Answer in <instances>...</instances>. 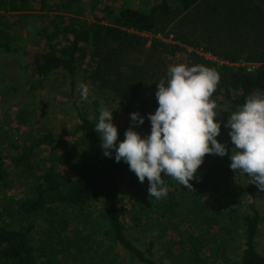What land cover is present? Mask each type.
Instances as JSON below:
<instances>
[{"label": "trees", "instance_id": "1", "mask_svg": "<svg viewBox=\"0 0 264 264\" xmlns=\"http://www.w3.org/2000/svg\"><path fill=\"white\" fill-rule=\"evenodd\" d=\"M178 1L185 12L182 21L189 23L188 30H191L190 26L198 28L204 22L205 31L209 32L204 37L193 35V39L189 38L191 34H181L176 40L195 48L190 54L192 65L202 64L219 74V84L211 97L216 105L227 104L236 109L244 104L249 95L264 94V2ZM154 2L149 11L129 6L121 7L118 11L107 8L102 17L95 13L94 20L85 15L87 10L93 14L95 6H92L93 10L87 9L72 0L58 2L56 7H52V0H0V12L7 8L15 12L37 8L44 12L39 15L40 20L44 18L45 22L39 26L38 34L46 50H35L29 61L35 74L44 78L56 70L64 69L74 83L80 61L85 60L90 53L94 66L90 72L92 80L101 89L122 97L126 102L132 105L138 103L142 116L146 118L158 107L155 98L157 82L166 76L162 69L163 53L183 50L178 43L170 45L158 37H152L149 48H145L149 39L143 33L159 34L163 31L162 25L172 14L169 0ZM201 3L204 12L200 15L204 19L200 21L192 16V11ZM50 10L62 13L51 14L48 12ZM219 34L232 43L216 41L215 36ZM244 39L252 40L250 50L249 46L235 44ZM0 45H10L9 35L1 30ZM168 45L171 49H167ZM162 46L165 48L161 49ZM88 49L91 50L88 52ZM204 53H211L223 62L210 59ZM134 56L137 58L133 59ZM243 61L256 65L250 70ZM125 68L128 70L125 71ZM97 122L98 119L81 115L69 148L60 147L64 145L63 142H58L51 131L45 132L36 144L27 145L24 150L21 148L19 164L24 163L34 172L37 184L33 195L20 199L16 209L21 221L36 212L49 211L59 216V223L64 229L72 224L80 232L79 227L82 226L86 234L92 236L102 233L107 239H68L80 253L85 252L86 255L79 257L71 249L63 253L62 250H55L51 257L47 255L44 262L41 260L43 254L37 251L28 232L20 227V220L14 225L0 223V264H66V261L77 259L80 264H122L113 260L116 253L111 251V246L122 249L126 259L124 264H166L156 257L155 240L149 242V247L142 249L130 236V229L137 224L132 223L136 217L129 221L123 217L120 200L127 177L134 173L123 161L117 163L114 153L111 158L103 155L100 137L94 130ZM149 126L150 122L145 119L141 127ZM211 158L212 164L209 163ZM214 163L215 167H212ZM225 165L223 159L206 154L201 165L202 169L205 168L204 182L200 187L197 185L196 190L172 183V177H163L168 184L166 197L149 198L148 187H142V191H145L143 200L148 204L143 215H147L149 220L155 214L171 218L185 204L201 216L199 219L205 214L203 226L196 225L189 235H177L180 239H171L172 249L179 256L171 264H218L219 259L224 258L225 250L220 251L215 239L209 235L215 225L217 229H224L221 226L222 218L218 217L220 214L229 220L241 214L238 206L241 200L238 192L234 191L224 204L226 207L230 205L232 209H220L217 198L213 195L207 198L204 188L208 189L211 181L222 180ZM62 166H67L69 172L60 169ZM74 172L76 176H72ZM8 176L5 158L0 153V186ZM132 182L136 184L134 178ZM250 191L253 193V189ZM250 208L252 214L242 215L240 221L244 227L245 240L242 257L239 262L232 264H264V253L257 243L264 215L254 202ZM0 218L3 219L2 213ZM231 230L229 228L226 231L230 234ZM60 256L65 257V263L61 262Z\"/></svg>", "mask_w": 264, "mask_h": 264}, {"label": "rangeland", "instance_id": "2", "mask_svg": "<svg viewBox=\"0 0 264 264\" xmlns=\"http://www.w3.org/2000/svg\"><path fill=\"white\" fill-rule=\"evenodd\" d=\"M68 0H52V7H56L58 2ZM87 9H92L95 6L93 14L87 10L86 18L94 20V14L102 17L106 13V9L118 11L121 7L129 6L143 11H149L154 6V0H72ZM262 4L264 0H256ZM171 5V15L166 23L161 27V39L167 44L181 45L183 50L175 53L170 51L163 53L162 63L163 72L167 74L168 67L173 64H185L191 66L190 54L194 51L191 45L180 43L176 40L178 35H193L204 37L209 32L205 31L204 22L196 28L189 29V23H185L182 19L185 17V12L182 11L178 0H169ZM195 8L192 16H196L198 20L204 18L200 15L204 12V7ZM93 10V9H92ZM105 11V12H104ZM49 13H62L55 10L48 11ZM44 12L41 10H20L18 12L11 11L8 8L0 12V30L7 33L10 37V45L5 47L0 45V153L5 158L6 167L9 171V176L0 186V223L13 225L20 220L16 204L20 199L31 197L34 193L37 179L34 177V172L29 170L24 163L19 164L18 158L21 156V148L32 146L38 142V139L47 131H51L57 141L64 144L60 147L69 148L74 140L73 131L80 122V116L85 115L90 118L98 119L101 108H107L113 111L114 124L118 126L119 137L117 143L124 139V132L131 126L130 113L140 112L138 103L132 105L126 102L122 97L114 95L112 92L101 89L98 84L92 80L91 54L85 60L80 61L78 65V74L72 82L71 76L64 69L56 70L46 77H41L35 74L31 68L30 60L32 53L46 50L43 39L39 37L38 29L44 24V18L40 20L39 15ZM51 13V14H52ZM200 15V16H198ZM198 29V30H197ZM163 32V33H162ZM157 37V36H153ZM222 34L216 35V41H225L232 43L228 38H223ZM146 49L149 48L151 37H148ZM238 46H249L251 49L252 40L244 39L236 42ZM165 47L162 46L161 49ZM171 46H167V49ZM91 49H88V52ZM201 54L203 53L200 50ZM206 57L222 63L217 56L211 53H204ZM246 54H244L245 56ZM134 56L133 59H136ZM249 69H253L256 65L252 62H242ZM94 67V66H93ZM128 69L125 68V71ZM85 83L89 86V98L87 101L80 99L79 85ZM151 90V89H150ZM219 114L216 119L222 122L227 121L229 112L235 110L230 105L223 104L217 106ZM153 113V112H152ZM142 136H147L150 133L151 126L142 128L141 126L135 129ZM229 129L222 126L221 135L218 139L225 143L229 150L233 147L229 136ZM44 153V152H43ZM42 154V153H41ZM231 152L229 151V155ZM213 158H221L225 161V172L222 173V180L211 181L208 189L204 188V194L207 196L213 195L217 198L220 209L226 207L228 199L234 191L238 192V198L241 200L239 206L240 215H232V219L223 218L220 214L218 217L222 220V227L228 230L232 228L230 234L224 229H217L216 225L211 231L212 239H215V245H219L220 251L225 250L224 258H220L218 264H232L239 262L244 249V227L240 225L242 215L252 214L250 208L251 203H255L261 214L264 215V191H261L255 184L250 183L246 175L242 172H235L230 169L229 156H218L209 154ZM210 159L209 163L213 162ZM212 167H215L212 165ZM60 169L69 172L67 166H62ZM203 169H205L203 167ZM200 166L196 174V178L190 181L192 188L196 190V186L203 184V176L205 171ZM72 174V172H70ZM72 176H76L74 172ZM136 180V184L132 179ZM167 181V180H166ZM172 183L181 185L175 179H171ZM168 187V184L166 182ZM148 187L147 179L141 183L135 174L127 177L124 183L123 195L120 200V206L123 211V217L129 221L136 217L137 223L135 227L130 229L129 233L135 243L142 249L149 247V242L155 240L154 251L158 259L164 260L166 264H171L174 259L179 256L175 255L176 251L172 249L171 239H180L177 235H189L192 233L193 227L197 225L203 226L205 214L201 217L194 209H189L187 204L182 205L171 218L155 214L151 220L147 215H143L145 208L148 207L147 201H144L142 187ZM172 189L174 186L171 187ZM250 189H253L251 193ZM136 197V198H135ZM166 197V196H165ZM239 204V203H238ZM159 208V207H156ZM232 209L229 205L225 210ZM142 218L138 219V216ZM59 216H54L49 211H40L32 214L30 217H25L20 220L21 228L28 232V236L36 247L37 251L43 254L42 261L46 262L47 255L50 257L55 250H62V253L67 249L78 253L79 257L85 256V252H79L78 248L71 244L68 239H83V237L92 239H107L104 234L96 233L95 235L86 234L87 232L80 226V232L74 229V225L64 227L59 223ZM5 220V221H4ZM153 220V222H151ZM17 225V224H16ZM15 225V226H16ZM131 225V223H130ZM193 225V226H192ZM220 226V227H221ZM89 231V230H88ZM95 232V230H92ZM86 238V239H87ZM107 243V242H106ZM257 243L261 251L264 253V223L260 225V231L257 236ZM110 244V243H109ZM109 244L107 246H109ZM122 250V249H121ZM118 246H111V251L116 253L113 260L124 264L126 262L125 255L121 252ZM120 251V252H119ZM74 253V256H75ZM61 257V262L65 263L64 256ZM59 257V258H60ZM108 260V259H107ZM110 261V260H109ZM43 262V263H44ZM53 264V263H52ZM66 264H80V261H66Z\"/></svg>", "mask_w": 264, "mask_h": 264}, {"label": "clouds", "instance_id": "3", "mask_svg": "<svg viewBox=\"0 0 264 264\" xmlns=\"http://www.w3.org/2000/svg\"><path fill=\"white\" fill-rule=\"evenodd\" d=\"M219 81V74L202 64L170 65L166 76L157 82L155 112L146 118L139 112L130 113L131 126L119 143L114 112L101 108L94 130L103 155L111 158L114 153L115 161L126 163L141 183L147 179L149 198L167 195L163 177L192 188L190 181L196 178L206 154L228 155L230 169L244 173L264 191V94L249 95L243 105L229 112L222 125L211 99ZM79 88L80 99L87 101L89 86L81 83ZM145 119L151 130L142 136L135 129ZM222 126L229 129L230 150L218 139Z\"/></svg>", "mask_w": 264, "mask_h": 264}, {"label": "built area", "instance_id": "4", "mask_svg": "<svg viewBox=\"0 0 264 264\" xmlns=\"http://www.w3.org/2000/svg\"><path fill=\"white\" fill-rule=\"evenodd\" d=\"M146 37H153V36H157L158 38H161V33H159V34H157V35H154V34H152V33H147V32H145V33H143Z\"/></svg>", "mask_w": 264, "mask_h": 264}]
</instances>
